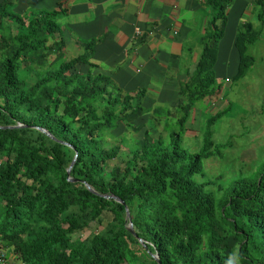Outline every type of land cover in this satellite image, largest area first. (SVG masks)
<instances>
[{
    "label": "trees",
    "instance_id": "trees-1",
    "mask_svg": "<svg viewBox=\"0 0 264 264\" xmlns=\"http://www.w3.org/2000/svg\"><path fill=\"white\" fill-rule=\"evenodd\" d=\"M232 1L199 0L210 16L193 69L176 104L151 109L142 106L146 89L115 82L119 66L93 72L103 35L76 37L82 53L67 56L61 4L17 12L15 1H0V243L20 264H264V164L226 182L204 173L203 160L229 143H217L213 129L227 108L200 120L199 150L180 146L191 110L221 91L228 67L216 65H231L217 49ZM251 4L253 19L234 32L233 80L251 67L248 48L264 29V0ZM120 127L141 134L122 166H110L126 140L109 142L106 132Z\"/></svg>",
    "mask_w": 264,
    "mask_h": 264
},
{
    "label": "crops",
    "instance_id": "crops-1",
    "mask_svg": "<svg viewBox=\"0 0 264 264\" xmlns=\"http://www.w3.org/2000/svg\"><path fill=\"white\" fill-rule=\"evenodd\" d=\"M13 1L17 4V12L29 7L51 10L61 4V8L66 10L63 16L65 28L62 30L66 54L69 50L73 52L72 56L82 53L76 37L88 39L103 35V40L93 51V72L107 73L119 66L112 76L120 87L126 88L124 90L144 88L149 84L159 99L171 100L179 99L180 82L185 80L186 72L193 69L200 48L194 46L199 40L198 35L192 37V34L194 29L200 33L209 12L199 0ZM251 3L252 0H233L228 8L225 31L218 43L219 60L232 52L236 28L244 21L253 19ZM136 28L140 33L135 32ZM144 31H149L151 35L135 45L137 36ZM189 46H193L192 54H189L193 61L190 67L185 61ZM223 65L230 67V64L221 62L216 69ZM228 68L223 70L227 71ZM169 85L173 86V90H169ZM6 252L7 264H20L9 250Z\"/></svg>",
    "mask_w": 264,
    "mask_h": 264
},
{
    "label": "rangeland",
    "instance_id": "rangeland-1",
    "mask_svg": "<svg viewBox=\"0 0 264 264\" xmlns=\"http://www.w3.org/2000/svg\"><path fill=\"white\" fill-rule=\"evenodd\" d=\"M245 11L250 12V10ZM245 14L246 13H244V15ZM208 16H210V14L205 16L204 19ZM253 23L257 28L258 23L254 21ZM196 31L197 30L194 29L192 37L194 34H197ZM195 41L197 40L195 39ZM198 45L199 42L194 43V46ZM231 51L230 67L225 72V75L224 73H221L220 76L218 75L217 82L220 83V93L213 94L210 98L199 101L196 105L198 109L191 110L189 122L186 124L188 130L184 133L180 145L182 148L188 149L191 152L199 150L202 144L201 134L197 132L201 128L200 120H203L204 117H207L211 112L227 108L226 111L228 113L217 120L213 126L215 131L214 140L217 143L229 141L226 146L227 148L224 149L220 156H210L203 160V168L206 177L215 178V176L221 174L223 175L224 182L240 174L246 175L256 170L260 164H264V29L260 33V39H257V41L248 48L249 54L254 58L251 67L242 77L234 80L231 77L236 72L235 69L238 64V57L235 47H233ZM72 55H74L73 52L69 50L67 56L70 57ZM191 59L189 54L185 56L186 64H188L189 67L193 62ZM229 76L231 79L227 81V77ZM160 83L161 82H157L156 84ZM168 87L169 90H173L172 85ZM122 88L126 89L124 87ZM144 88H148L142 102L144 109H151L154 105L167 107L176 104L177 100L172 104L173 100H171V98L159 99V96L154 93L153 86L148 84L144 86ZM132 90L134 89L131 88L125 91L132 92ZM173 111L176 112L175 110ZM150 118L151 117H147L146 120L147 128L152 135L156 136L157 131L152 125ZM140 134V132L134 133L130 129L127 130L125 127H120L118 130L111 133L106 132V135H108L106 139L109 142H116L122 139L126 140V143L121 148L120 155L108 161L110 166H122V158H125L128 146L132 143L131 140L136 136H140ZM240 171L242 173H240ZM105 221L106 220L103 222L105 223ZM95 226L96 224L92 225L90 230H93ZM86 234V230L77 233V235H75V240H80Z\"/></svg>",
    "mask_w": 264,
    "mask_h": 264
},
{
    "label": "water",
    "instance_id": "water-1",
    "mask_svg": "<svg viewBox=\"0 0 264 264\" xmlns=\"http://www.w3.org/2000/svg\"><path fill=\"white\" fill-rule=\"evenodd\" d=\"M41 129V128H40ZM42 131H45L44 129H41ZM73 162H74V160L71 162V164H70V166L68 167V169H67V173L69 174V172H70V169H71V166H72V164H73ZM70 180L71 181H76L77 179H73V178H70ZM85 185H86V187L89 189V190H91V191H93L92 190V188L87 184V183H85ZM93 192H95V191H93ZM106 197H112V198H114L116 201H118V202H120V203H124L119 197H117V196H110V195H105ZM125 211H126V218H127V220H130V217H129V212H128V210H127V208L125 209ZM128 230L130 231V232H132V233H134V230H133V227H132V223L131 222H129V226H128ZM140 241H141V243L142 244H144L143 243V241H142V239H139ZM144 246H145V244H144ZM156 259H157V261H158V263H160V260L158 259V257H157V254H155V255H153Z\"/></svg>",
    "mask_w": 264,
    "mask_h": 264
},
{
    "label": "built area",
    "instance_id": "built-area-1",
    "mask_svg": "<svg viewBox=\"0 0 264 264\" xmlns=\"http://www.w3.org/2000/svg\"><path fill=\"white\" fill-rule=\"evenodd\" d=\"M136 33H140V30L138 28H136ZM5 257H6V253L5 250L2 246V244L0 243V264H6L5 263Z\"/></svg>",
    "mask_w": 264,
    "mask_h": 264
},
{
    "label": "clouds",
    "instance_id": "clouds-1",
    "mask_svg": "<svg viewBox=\"0 0 264 264\" xmlns=\"http://www.w3.org/2000/svg\"><path fill=\"white\" fill-rule=\"evenodd\" d=\"M221 40V39H220ZM217 51H218V49H217ZM228 56H229V58H231V52L228 54ZM227 56V57H228ZM217 60H218V53H217ZM5 250V253L7 254V250L6 249H4ZM155 255V254H154ZM7 262V258L5 257V263ZM7 264V263H6Z\"/></svg>",
    "mask_w": 264,
    "mask_h": 264
}]
</instances>
